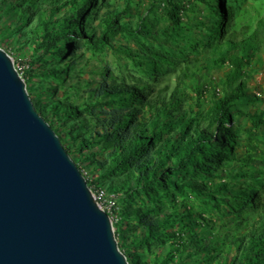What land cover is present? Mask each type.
<instances>
[{
	"label": "trees",
	"instance_id": "16d2710c",
	"mask_svg": "<svg viewBox=\"0 0 264 264\" xmlns=\"http://www.w3.org/2000/svg\"><path fill=\"white\" fill-rule=\"evenodd\" d=\"M203 1L209 14L199 21L197 32L194 25L184 26L190 21L187 0H147L146 14L142 13L141 1L132 0H125L122 8L114 0H0V38H11L12 43L16 32V42L33 46V57L23 76L26 88L36 84L40 92L49 89L56 94V87L41 83L51 77L57 79L55 86H63L65 99L47 102L50 118L37 105L40 98L29 96L63 146L60 129L68 128L76 155L65 149L75 163L88 160L93 164L94 178H86L87 184L104 185L105 193L112 194L113 210L117 209L120 219L114 234L125 239L117 245L129 264H148L141 256L144 250L152 254V264H211L217 260L216 264H264V185L258 184L255 171L248 167L257 152L249 151L243 165L231 163L241 137L233 107L257 99L246 92L242 75L243 67L264 52V12L252 23L240 21L237 28L238 15L245 18L250 11L242 8L243 0ZM12 12L16 17H10ZM186 32L197 46L201 45L198 35L207 38L204 44L216 52L212 64L229 65L218 83L209 79L215 99L208 105L198 99L194 106L189 104L192 97L181 87L182 79L191 73L186 66L170 88L168 83L157 86L141 76L132 75L128 81L104 65L98 86L88 87V80L78 90L75 84L70 85L82 92L79 101L67 94L65 85L72 79L68 75L72 71L78 74L69 65L76 63L77 49L97 54L110 47L113 54L130 58L137 67L146 61L168 66L177 59L163 49L162 43L155 45L154 41L161 36H184L191 44ZM61 52L66 54L61 56ZM57 64L62 65L57 68ZM218 85L222 95L216 97ZM205 86H195L197 95ZM255 117L248 140L255 136L252 127L264 124V117ZM253 147L257 149L255 144ZM178 195L183 210L172 207L167 211L162 199L168 202ZM189 196L207 203L221 221L217 226L209 224L214 237L207 238L202 229H196L195 208L186 203ZM178 213L183 215L173 231ZM197 216L208 222L201 213ZM233 224L242 225L238 234L232 231ZM167 240L171 247L164 259L159 248Z\"/></svg>",
	"mask_w": 264,
	"mask_h": 264
},
{
	"label": "water",
	"instance_id": "95a60500",
	"mask_svg": "<svg viewBox=\"0 0 264 264\" xmlns=\"http://www.w3.org/2000/svg\"><path fill=\"white\" fill-rule=\"evenodd\" d=\"M0 264H129L109 214L1 47Z\"/></svg>",
	"mask_w": 264,
	"mask_h": 264
},
{
	"label": "rangeland",
	"instance_id": "374dc122",
	"mask_svg": "<svg viewBox=\"0 0 264 264\" xmlns=\"http://www.w3.org/2000/svg\"><path fill=\"white\" fill-rule=\"evenodd\" d=\"M114 1L116 2L118 7L122 8V5L124 4L125 0ZM132 1V3L141 1L142 13L146 14L145 7L147 5V0ZM187 1L190 2L189 4L191 10L188 12L190 21L188 23H185L184 26L189 27L190 25H194V27L198 29L197 32H199V21H202L203 18L209 14L208 5L203 0ZM243 2L244 3L242 5V8L248 10L250 9V11L247 12L245 18H241L242 14L238 15L237 20L235 21V27L237 28L239 27L240 21L247 20L246 22L252 23L254 19L260 15V13L264 12V3L261 1L243 0ZM186 7H188L187 3ZM61 13L62 11L58 12V14ZM11 16H15L14 12L10 14V17ZM248 16L250 17L248 18ZM157 17H159V14H157ZM185 19L186 17L182 15V20L185 21ZM161 23L162 21H160V24ZM1 31L2 28L0 29V37ZM157 35L161 36L160 34ZM186 35H188L190 38L192 37L187 32ZM17 38L18 34L16 32L13 33L12 43H10L11 38H0V47L3 48L11 56L15 67L19 69V73L21 77H23L25 75L26 70L29 69V62L33 57L31 54L33 46L29 43L22 44L19 41L16 42ZM197 39L201 41L200 46H197L191 38V40L193 41L191 44L195 45L194 49L190 47L191 44L189 42H185L184 36H178L177 38H165L161 36L157 39V41H154L155 45L158 42L162 43L161 45L163 49L165 51H168L169 53H172L173 57L177 59L175 64L168 66H165L163 64H154L151 61H146L144 62L142 67H137L132 64L130 58L125 56H121V58H119L118 55L113 54L110 47H104L100 49L97 54H92L90 50H87L85 48H79L77 49V54L79 57L77 58L76 63L74 62L69 64L71 67H75V70L78 71V74L77 72L72 71L71 74L68 75L69 77H72V79L71 81H68L70 82L69 84L67 83L65 85L68 89L67 94H69L70 96H74L76 99L75 102L79 101V97L82 95V92H77L76 89L70 87V85L75 84L78 90L82 87L84 81L88 80L91 82L88 87L98 86L102 81L100 69L101 66L104 65L110 66V68L115 74L124 76L128 81H131V76L135 75L141 76L146 80L152 81L157 86L168 83L170 85V88L173 87L176 80L181 74V70L183 69V67L186 66L190 69L191 73L187 76V78L182 79L181 87L192 97L189 101V104L194 106L196 99H198L199 103L202 102V104L208 105L211 99H215V96H212V92L210 89L212 84L209 83V79H211L213 83H218V81L224 77V74L225 72H227L229 65L227 63L212 64V59L216 55V52H213V50L210 49L209 46L204 44V42L207 41V38L198 35ZM236 39H239V36L236 37ZM119 41L122 44L125 43V41L122 39H120ZM14 42L16 43L14 44ZM65 54L66 53L64 52L60 53L61 56H64ZM61 65L62 64H57V68H60ZM80 66L81 70L78 69L80 68ZM153 69H155L156 72L152 71ZM243 70L245 72L242 75V80L245 82L246 92L249 93L252 99L254 98V96H256L257 99H254L253 102H238L233 107L234 117L238 120L237 122H239L240 124L238 132L241 137L239 140L240 146L236 149L234 154V160L231 163L243 165V163L245 162L243 160V157H245V155L249 151L255 150V152H257V156L254 157L253 162L248 165V167H250L251 170L255 171V175L258 179V184L264 185V124L260 125L257 128L252 127L255 132V136L251 138V140H248V129L251 128L252 120L256 119L255 115H261L262 117H264V52L261 53L259 59L253 58L249 65L243 67ZM41 83L42 85L56 87L58 92L56 94H53L49 91V89H44V91L40 92L41 89L39 86H36V84L35 86H33V88L26 89L28 94H35L40 98L37 105L40 109H44V115L47 118H50L51 108L48 106L47 102L51 101L52 99L57 101H63L65 99V95L62 93L63 86L60 88L55 86L57 85V79L53 77L43 78L41 80ZM203 84H206V86L204 87V91L201 95H197L194 90L195 86ZM217 88L219 89V91L217 90L218 93L216 94V97L222 95L219 85L215 87V91ZM59 123L60 120L56 118L55 124L58 125ZM199 127L203 128V124H200ZM60 130L64 137V147L69 148L72 151L71 155L75 156L76 154H74L73 152L74 147L72 145V141L69 139L70 133L68 128L63 127ZM166 133L170 134V132ZM253 144L257 146V149L253 147ZM217 147L222 148L223 146ZM217 147L215 149H218ZM76 162L78 168L81 172H83L85 178H88L89 180L94 178L93 170H91L93 164H91L88 160ZM223 180H227V177H225ZM89 187L92 190L96 187H101L105 191L104 185L95 187L94 185L90 184ZM246 192L247 191H244V193ZM174 198L175 200H173L172 198V200L168 202L165 199H162V204L166 207L165 209L167 211H172V207H174L179 209L180 211L183 210V207L181 205L182 197L178 195ZM113 202L114 201L112 194L105 193V199L101 202V206L109 214L113 222V228L115 230L116 225L120 221V219L117 213V209L113 210ZM186 203L193 205L195 208L194 217L196 218V222L199 223V226L196 229H202L204 235L207 236V238H210L211 236L214 237V233L210 229L209 224L217 226L221 223V221L218 217L215 216V213L213 211L208 209V204L199 203L198 201H196L194 196H189L188 202ZM199 213H201L202 216L206 220H208V222H203L202 218L197 216V214ZM182 215V213H178L177 215H175L176 218L174 219V226L172 228L173 231L178 228V221ZM231 229L233 232L238 234V232L242 230V225L233 224ZM183 231L185 232L186 237L189 236V233L186 232V227L183 228ZM115 238L117 243L125 241V239L122 240L117 235H115ZM212 241H215L214 238L212 239ZM170 247L171 246L169 245V241L167 240L165 244L159 248L160 250L162 249V254H160L161 258H167L166 252ZM220 248L213 254L214 257L219 252ZM153 249L157 250L156 246H153ZM139 251L142 252V250L140 249ZM224 252H226V250ZM141 256L142 259L149 261L148 264H152L151 253L144 250ZM217 261H215V263L212 262L211 264H216ZM168 264H170V262H168Z\"/></svg>",
	"mask_w": 264,
	"mask_h": 264
},
{
	"label": "built area",
	"instance_id": "2783aa9c",
	"mask_svg": "<svg viewBox=\"0 0 264 264\" xmlns=\"http://www.w3.org/2000/svg\"><path fill=\"white\" fill-rule=\"evenodd\" d=\"M15 66V65H14ZM16 68V67H15ZM16 70L18 71L19 73V69L16 68ZM20 74V73H19ZM256 94H259V93H256ZM83 174V172H82ZM92 194H93V197L95 198V200L97 201V203L101 206V202L104 201L105 199V191L103 188L101 187H96L92 190ZM102 207V206H101Z\"/></svg>",
	"mask_w": 264,
	"mask_h": 264
},
{
	"label": "bare ground",
	"instance_id": "6f19581e",
	"mask_svg": "<svg viewBox=\"0 0 264 264\" xmlns=\"http://www.w3.org/2000/svg\"><path fill=\"white\" fill-rule=\"evenodd\" d=\"M113 223V222H112ZM113 225V224H112Z\"/></svg>",
	"mask_w": 264,
	"mask_h": 264
}]
</instances>
